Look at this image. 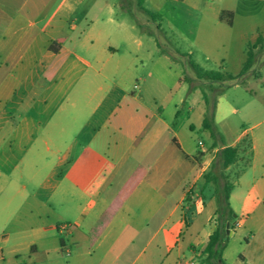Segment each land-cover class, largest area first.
<instances>
[{
    "label": "crops",
    "instance_id": "0c3cea01",
    "mask_svg": "<svg viewBox=\"0 0 264 264\" xmlns=\"http://www.w3.org/2000/svg\"><path fill=\"white\" fill-rule=\"evenodd\" d=\"M73 14L60 8L42 27L45 18L23 16L0 26V69L11 66L0 85V224L15 240H27L9 254L15 261L26 256L22 264H57L62 252L68 264H194L216 220L206 241L199 233L185 246L181 241L191 236L193 211L201 216L207 197L217 199L203 177L228 146L190 153L174 129L180 111L167 117L173 90L160 98L138 85L143 42L131 34L135 55L122 56L123 42L106 32L94 41L92 24L74 44ZM252 79L264 84L262 72ZM246 89L253 92L250 84ZM249 113L264 117V104H251ZM263 123L254 121L230 146L251 142L238 160L251 152L250 164L229 200L231 235L249 226L248 264H264Z\"/></svg>",
    "mask_w": 264,
    "mask_h": 264
},
{
    "label": "rangeland",
    "instance_id": "374dc122",
    "mask_svg": "<svg viewBox=\"0 0 264 264\" xmlns=\"http://www.w3.org/2000/svg\"><path fill=\"white\" fill-rule=\"evenodd\" d=\"M144 6L161 14L163 20L153 22L137 7V0H0V26L3 28L8 20L15 18L18 23L19 16H23L26 22L45 18L40 23L42 27L58 9H70L74 14L68 24L74 23L76 30L69 40L77 43L94 24L92 39L99 41L103 32H106L104 35L113 34V38L123 42L119 53L125 57L135 55V44L130 37L131 34L136 35L143 42L140 55L144 63L138 85L155 92L160 98L168 90H173L176 108L171 102L167 117L172 120L175 112L180 111L174 121V129L193 155L203 148L207 149V153L211 152L214 143L217 147H230L243 131L250 129L254 121H264L263 116L253 118L249 113L251 104H264V84L252 79L260 76L261 72L264 74V0H147ZM35 9L41 12L31 13ZM39 13L41 15H37ZM220 15L222 20L219 19ZM132 26L136 30H132ZM260 38L262 41H259ZM252 47L255 48V63L250 74L242 79L239 74ZM80 54L92 61L91 55L84 49ZM191 62L204 70L227 73L234 78L219 82L200 80ZM1 65L0 85L11 69L9 64ZM79 67L86 69L81 63ZM149 73H152L151 77ZM241 80H246V83L243 84ZM247 84H250L252 93L246 89ZM203 95L207 98L206 102ZM188 104L192 106L191 110ZM203 110H207L206 116H210L211 130L203 127L206 117L202 114ZM199 142L204 143V147H200ZM247 155L230 170H223L220 161H215L206 171L204 181L216 175L218 182H211L214 190L224 181H220V174L224 175L226 181L234 183L246 165ZM23 180L30 190L34 188L27 179ZM206 204L201 216L193 211L195 222L191 226V236L188 232L183 236L182 246L197 237V233L206 241L207 234L215 227L216 216L211 222L207 218L214 206L217 208V199L211 201L207 197ZM8 233L6 224H0V264H22L27 260L26 256L15 261L9 252L17 243L27 240H15ZM249 236L248 224L229 234L224 251L226 264H248ZM185 253L186 261L191 254L187 250ZM60 257L57 264H68L65 252ZM165 257L161 240L160 259ZM202 257H197L194 264H201Z\"/></svg>",
    "mask_w": 264,
    "mask_h": 264
},
{
    "label": "trees",
    "instance_id": "16d2710c",
    "mask_svg": "<svg viewBox=\"0 0 264 264\" xmlns=\"http://www.w3.org/2000/svg\"><path fill=\"white\" fill-rule=\"evenodd\" d=\"M182 1V0H181ZM146 0H137V7L145 13L153 22L162 21L163 17L161 14L155 13L147 9L144 4ZM259 41H262L260 38ZM254 47H252L247 52V58L244 62V65L241 69L239 76L246 75L253 67L255 63V53ZM191 66L196 73L198 79L209 80L212 82L224 81L225 79H233L234 77L227 73L214 72L204 70L202 67L197 65L194 62H191ZM203 98L206 102L207 98L203 95ZM203 127L205 129L211 130L210 116H206L203 121ZM214 145H216L214 143ZM242 148L251 149V142L246 137L241 141V144L236 147H225L218 153V160L223 170L229 169L231 166L235 165L240 159L242 153H245ZM252 153L250 152L246 158V167L250 164ZM224 180V181H223ZM212 181L218 182V177L216 175H211L206 178V183H211ZM220 181H223L220 184L219 188L216 190L217 196V210H216V230L209 237L207 247L203 252V257L201 259V264H226L223 253L227 247L229 241V234L232 231V222L235 221V214L230 206V195L233 189V184L226 181L224 175L220 176ZM229 225V226H227Z\"/></svg>",
    "mask_w": 264,
    "mask_h": 264
},
{
    "label": "built area",
    "instance_id": "2783aa9c",
    "mask_svg": "<svg viewBox=\"0 0 264 264\" xmlns=\"http://www.w3.org/2000/svg\"><path fill=\"white\" fill-rule=\"evenodd\" d=\"M199 145H200V146H203V143L200 142ZM62 230L64 231V230H65V227H63Z\"/></svg>",
    "mask_w": 264,
    "mask_h": 264
},
{
    "label": "water",
    "instance_id": "95a60500",
    "mask_svg": "<svg viewBox=\"0 0 264 264\" xmlns=\"http://www.w3.org/2000/svg\"><path fill=\"white\" fill-rule=\"evenodd\" d=\"M227 226H229V225H227Z\"/></svg>",
    "mask_w": 264,
    "mask_h": 264
}]
</instances>
